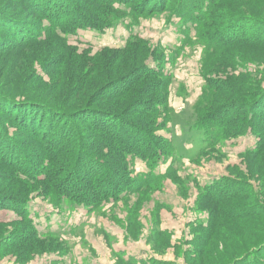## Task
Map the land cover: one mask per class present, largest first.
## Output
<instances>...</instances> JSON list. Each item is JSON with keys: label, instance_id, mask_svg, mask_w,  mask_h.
Listing matches in <instances>:
<instances>
[{"label": "rangeland", "instance_id": "rangeland-1", "mask_svg": "<svg viewBox=\"0 0 264 264\" xmlns=\"http://www.w3.org/2000/svg\"><path fill=\"white\" fill-rule=\"evenodd\" d=\"M45 1L51 2L55 9L60 7L59 0ZM39 2H34L39 12L49 11ZM133 3L135 6L140 4L144 10H134L133 4H114L118 11L109 14L104 28L98 31L82 28L68 37V46L74 47L77 53L85 52L86 62L100 50H125L116 58L111 52H105L95 67L88 61L79 67L80 74L71 73L76 67L68 49L54 47L49 42L13 48V36L0 30V40H7L2 43L5 46H0V206L7 207L0 208V221L7 224L0 225V264H236L243 261L246 256H242L250 249L256 247L252 251L255 253L264 246V156L252 155L258 136L248 126L246 132L232 139H215L210 151L202 149L207 134L212 129L211 134L218 131L217 121L220 120L216 114L220 109L233 111V105L237 103L236 111L246 114L240 108L243 107L241 100L231 93L216 103L213 94L202 88L205 82L200 76V66L204 49L193 37L194 26L190 21L184 23L168 11H156L160 8L158 0H134ZM26 5V0H0V14L37 23L25 17L24 12L29 10ZM216 9L224 17L225 24L241 19L243 28L236 30L238 36L262 39L260 26L254 21L264 22V0L242 3L225 0ZM149 10L156 12H144ZM74 14L69 12L64 17ZM3 23L0 21V27ZM184 27L190 28L187 34ZM232 48L242 52L244 67L237 73L227 68L226 72L207 76L223 81L231 76L236 80L245 77L251 85L261 84L264 81V47L239 44ZM128 64L135 69L148 65L151 69H161L168 76L165 79L169 83L168 100L163 115L153 116L150 122L155 129L164 121L165 128L158 135L169 145L165 152L151 160L156 164L155 169H148L141 157L128 164L133 178L148 172L152 173V178L157 177L154 191L143 196L141 193L132 195L88 213L81 207L53 209L49 203L51 198L40 194L46 189L45 185L37 188L13 180V166L25 164V156L18 146L26 155L32 154L38 159L42 149H50L53 142H58L67 133V126L57 130L58 114L65 116L63 119L67 122L73 115L64 112L77 111L80 117L73 127L74 131L78 127L82 137L95 135L80 124L85 118L94 122V110L119 115L114 113L118 110L115 111L113 104L98 99L100 86L104 83L100 74L130 72ZM125 78L122 76L116 81ZM131 80L123 81L130 86L136 82ZM143 80L144 85L152 87L137 93L138 99L134 97L132 110L138 107L139 101L147 106L162 96L160 90L153 92L165 80L156 77ZM106 91L108 94L114 88ZM141 92L147 95L141 97ZM248 93L247 90L245 95ZM5 96H11L12 100H3ZM50 100L61 102L67 108L61 113L51 112ZM215 103L216 106L210 109ZM10 113L19 124L6 118ZM125 118L133 127L141 121L133 115ZM70 137L69 145L74 140ZM37 138L42 142L38 143ZM69 145L59 146L61 158L71 153ZM31 164L34 166L39 161ZM211 184L217 193L223 188L218 196L222 213L220 216L215 214L217 219L211 218L209 207L196 203L200 190ZM228 184L229 191L224 192ZM22 188L26 189V195L14 192ZM230 192L237 194L236 198L226 197ZM16 205L33 219L40 239L29 236L31 240H28L25 232L29 228L23 221L17 222L19 217L12 208ZM212 220L217 227L215 233L209 234L204 229Z\"/></svg>", "mask_w": 264, "mask_h": 264}, {"label": "trees", "instance_id": "trees-1", "mask_svg": "<svg viewBox=\"0 0 264 264\" xmlns=\"http://www.w3.org/2000/svg\"><path fill=\"white\" fill-rule=\"evenodd\" d=\"M39 1L44 3L49 11L44 13L39 12L38 8H36V4H40ZM59 1L58 4L60 7L55 9L51 7L53 6L51 2L48 3L45 0H26L28 5L26 6L29 10H26L24 15L28 19L37 21V23H27V21L20 18L8 17L0 14V21L5 23H3V27H0V30L13 36L12 46L10 45L13 48L21 45L26 46L29 44L49 42V44H54V47L68 49L69 55L76 67V69L71 70L73 74H80L79 67L88 64V61H91L93 67H95L94 64H96L99 57L105 55V52H111L116 58L122 55L125 50H100L91 57V59L87 58L88 61L86 62L85 60L88 56L85 52L77 53L74 47L68 46L69 36L75 35L76 31L82 28H90L97 31L104 28L105 19H107L109 14L118 11V8H115L114 4H119L120 6L133 4L134 10H144L140 4L135 6L133 3L134 0ZM222 1L225 0H158L160 8L156 11H168L181 18L182 21L184 20V23L185 21H190L193 24L195 35H193V37L197 38V41L203 45L204 49V55L200 66V76L205 82L202 88L206 92L213 94V100L216 103H220L224 100L225 96L231 93L236 97L238 96V99L241 100L240 106H243L240 108H242V110L244 109L246 113L243 114L236 111L237 103L233 105L235 108L233 111L231 109V111L223 112L222 109H220L216 114L217 118L220 120L217 121L218 131L211 134L214 130L212 129L211 132L207 134L205 140L206 144L202 149L210 151L215 139H232L246 132L249 126L258 136V141L252 155L262 157L264 156V85H262L264 81L258 85L254 83L251 85V83L245 80V77L244 79L237 77L236 80L234 76H231L223 81L218 78H213L211 80V77L207 75H209V73H223L224 70L226 72L227 68L235 73H237L238 69L241 70V68L244 67L241 61L242 52L232 47L239 44L264 47V35H262L264 34V22L258 24L257 21H254L258 27L260 26V36L262 39H259L260 37H255L254 40L247 37L242 38L238 36L239 32L236 31L240 27L243 28L241 19H235L233 22L225 24L224 17L218 13L216 8ZM228 1L242 3L253 0ZM34 2L37 3L34 4ZM72 3H74V6ZM154 6L158 5L154 4ZM137 7L139 9H136ZM11 11L13 10L11 9ZM156 11L149 10L144 12L153 14ZM69 12H75V14L73 16L64 17V15H68ZM229 26L233 27V29H229ZM227 28L229 30H227ZM189 29V27H184L186 34L189 32ZM6 41L7 40H0V46H5L2 43ZM228 48H231V51H229ZM127 68H131L130 72L125 70L122 74H115L113 72L105 75L100 74V77L104 78V83L100 86L99 97L98 95L97 97L98 99L102 98L100 100H103L105 103L113 104V107H116L115 111L118 110V112H113L119 113V115L106 114L104 111H95L93 109L92 118H94V122H88L87 118L81 119L80 124L84 126V129L92 131L95 135L88 137L79 135L78 127H76L77 131H74L75 128L73 124L79 120L80 114L77 111H62V109L67 108V105L63 106L60 104L61 102H58V104L55 103L56 100H50L48 106L49 109L52 110L51 112L57 111L61 113L65 111L64 113H66V115H73L70 117L66 116L69 117L67 122L63 119L65 116L62 115V117H60L58 113L59 117H57V119L55 118L57 120L56 123L59 124L57 130L68 127V131L58 142H53L50 149L44 151L40 148L39 150L42 149V151L38 159L32 154L26 155L24 150L18 146V149L25 156L23 160L25 164L22 167L13 166L15 169V174L12 176L13 180L24 183L26 186L34 185V187L36 186L37 188L45 185L44 188L46 189L40 192V194L45 198H51L49 203L53 209H62L66 206L81 207L88 213H93L106 204L119 202L132 195L141 193L143 196L147 193H152L157 177L152 178L150 175L152 173L148 172L145 175L140 174L133 178L132 171H128V164L133 163L135 160L134 158L141 157V160L144 163L146 162L148 169H155L154 166L156 164L151 162V160L159 157L160 153L165 152L169 145V142H167L164 137L158 135V132L165 128L164 121H162L163 125L160 126L159 124L155 129L152 128L153 124L150 122L153 116L159 117L163 115V108L166 107V102L168 100L167 87L169 83L165 80L168 76L165 75L161 69H151L148 65H145L142 69H135L131 64H128ZM122 76L126 77L123 79L125 82L127 79L129 81L132 78L131 82H136L130 86L125 85L123 80L117 82L116 79ZM155 77L166 81L161 84L158 90L153 92L156 93L160 90L162 96L155 100L154 104L149 103L147 106H144L143 103L139 104V101L138 107L135 106V109L132 110L134 97L135 100L138 99V97H136L137 93L145 87L148 89L152 87L151 85H144L143 79ZM107 88H114V91H110L107 94ZM247 90L249 93L245 95ZM134 93L135 96L133 95ZM141 94V97L147 95V93L143 92H141ZM214 94L216 95L214 96ZM2 99L6 101L12 100L11 96H5ZM72 101L71 99V103ZM53 103L54 105H50ZM216 103L212 105L210 109H213L212 107L216 106ZM88 109L92 111L90 106ZM132 115L141 120L138 122V125L134 127L129 123L130 121L125 118V116L129 117ZM6 118L9 121L14 120L12 113L8 116L6 115ZM14 121L13 123H17L16 119ZM60 125L61 127H59ZM147 126L151 127V129ZM1 134L4 138L6 137L5 133L2 131ZM69 136H72L70 138L74 139L71 145H69ZM37 140L38 143L42 142L39 138H37ZM60 145L65 147L69 145L71 147V153L68 154L69 156L64 155V158H61V154L59 153ZM15 147L16 146H14V150L16 149ZM36 161H39V164L33 166L31 163ZM78 173L82 175L79 176ZM98 173L99 175H97ZM97 176L99 177L97 178ZM228 186L230 185H227L223 190L224 192L229 191ZM214 188V185L211 184L200 190V198L197 199L196 203L206 206L207 208L209 207L211 218L217 219L215 214L219 215L222 213L219 207L221 203L218 200V196L221 195L219 192H222L223 188L218 187V193ZM14 192H18L20 195H26L25 188ZM11 193H13V190H11ZM227 195L226 197L229 198H236L235 196H237V194L233 192L227 193ZM255 202L258 204V200L255 199ZM263 202L264 199L262 203ZM17 207L18 205L12 208H14L16 215L19 217L17 222L23 221L22 223L28 226L29 229L27 233L25 232V234L28 235V240H31V238L35 240L40 239V232H38L35 227L33 219L30 218L29 215H25V213L20 211L21 209ZM0 208L5 209L7 207L1 204ZM259 210H261V208ZM1 223V226L7 225L4 222ZM216 227L217 223H214V220H212V223L210 221L204 231L209 234L215 233ZM256 249V247L250 249L242 256H246L243 261L236 264H264V246L260 247L255 253L252 252Z\"/></svg>", "mask_w": 264, "mask_h": 264}]
</instances>
